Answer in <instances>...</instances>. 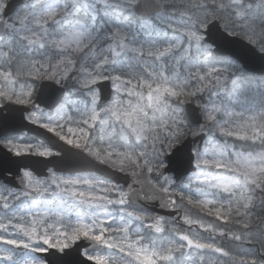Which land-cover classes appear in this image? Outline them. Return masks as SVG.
<instances>
[{
	"label": "snow or ice",
	"instance_id": "1",
	"mask_svg": "<svg viewBox=\"0 0 264 264\" xmlns=\"http://www.w3.org/2000/svg\"><path fill=\"white\" fill-rule=\"evenodd\" d=\"M0 264H264V0H0Z\"/></svg>",
	"mask_w": 264,
	"mask_h": 264
}]
</instances>
